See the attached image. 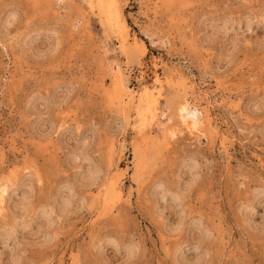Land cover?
<instances>
[{"label": "rangeland", "instance_id": "obj_1", "mask_svg": "<svg viewBox=\"0 0 264 264\" xmlns=\"http://www.w3.org/2000/svg\"><path fill=\"white\" fill-rule=\"evenodd\" d=\"M0 196V264H264V0H0Z\"/></svg>", "mask_w": 264, "mask_h": 264}, {"label": "bare ground", "instance_id": "obj_2", "mask_svg": "<svg viewBox=\"0 0 264 264\" xmlns=\"http://www.w3.org/2000/svg\"><path fill=\"white\" fill-rule=\"evenodd\" d=\"M122 24V28L126 29L124 23ZM179 107V106H178ZM178 119L181 126L186 129L187 131H198V126L200 122V113L194 109L188 108L186 105H182L178 108ZM2 197L0 196V204H1Z\"/></svg>", "mask_w": 264, "mask_h": 264}]
</instances>
